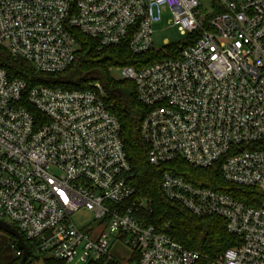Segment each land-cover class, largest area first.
<instances>
[{"label":"built area","instance_id":"built-area-1","mask_svg":"<svg viewBox=\"0 0 264 264\" xmlns=\"http://www.w3.org/2000/svg\"><path fill=\"white\" fill-rule=\"evenodd\" d=\"M210 3L208 11L200 0H0V47L42 74L73 65L77 33L137 56L161 51L153 26L169 10L168 24L186 38L178 55L115 68L147 111L140 135L149 163L217 166L227 183L261 194L257 207L247 206L166 171L161 190L169 202L221 218L240 239L212 260L188 250L164 231L169 223L147 222L152 200L137 195L101 83L30 88L0 64V222L21 235L27 263L43 256L109 264L111 249L122 246L130 254L120 264H264V0ZM81 210L93 218L82 228L73 219Z\"/></svg>","mask_w":264,"mask_h":264},{"label":"trees","instance_id":"trees-1","mask_svg":"<svg viewBox=\"0 0 264 264\" xmlns=\"http://www.w3.org/2000/svg\"><path fill=\"white\" fill-rule=\"evenodd\" d=\"M77 40L79 44L77 58L63 73H37L29 63L9 56L1 47L0 64L8 71L11 79L23 80L30 88L43 85L64 90H84L90 83H101L106 90V102L110 111L121 126V138L134 173L133 184L137 189V195L152 200V213L147 216V222L159 229L169 223L170 228L164 231L174 241L209 260L239 245L240 239L228 232L226 223L221 218L196 217L182 205L169 202L161 190L162 177L166 171H172L197 187L228 194L239 202L253 207L259 205L260 192L257 189L227 183L222 179L217 166L196 169L180 160L160 166L151 165L148 160V145L140 135L141 123L147 111L138 99L136 86L133 82L122 81L111 75V70L118 67L133 66L140 69L171 56L176 57L181 47L170 45L167 52L157 51L137 56L126 46L100 47L96 41L81 33H77ZM21 259L17 258L8 264H20ZM209 260L202 258L198 264H211ZM44 262L66 264L51 258L44 259Z\"/></svg>","mask_w":264,"mask_h":264},{"label":"rangeland","instance_id":"rangeland-1","mask_svg":"<svg viewBox=\"0 0 264 264\" xmlns=\"http://www.w3.org/2000/svg\"><path fill=\"white\" fill-rule=\"evenodd\" d=\"M201 4L204 6L205 10L211 9L210 0H200ZM171 19V13L167 9H163L162 20L159 24L153 26V46L156 50H161L163 52L168 51V46L170 45H181L186 41L185 37H182L177 28L171 27L168 22ZM169 44V45H167ZM111 75L120 79L119 73L113 69L111 70ZM75 223L78 227L82 228L85 224L90 223L93 218L92 215L86 211L81 210L79 213L75 214L73 217ZM10 235L6 232L0 231V263L8 264L9 262L17 259L16 255L10 247ZM112 257L119 262H125L129 258L130 250L125 247L119 246L116 249H111L110 251ZM44 259L46 257H36L32 263L27 264H45ZM66 264H78L77 261H73Z\"/></svg>","mask_w":264,"mask_h":264},{"label":"water","instance_id":"water-1","mask_svg":"<svg viewBox=\"0 0 264 264\" xmlns=\"http://www.w3.org/2000/svg\"><path fill=\"white\" fill-rule=\"evenodd\" d=\"M0 231L6 232L7 234L13 236L18 240V248L23 251V256L20 264H26L29 257V251L25 243L23 242L21 235L14 228L4 222H0Z\"/></svg>","mask_w":264,"mask_h":264}]
</instances>
